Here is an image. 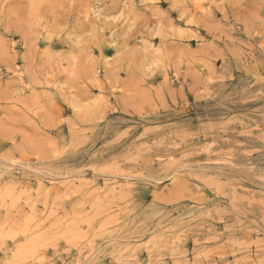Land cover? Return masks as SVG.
<instances>
[{
    "label": "rangeland",
    "instance_id": "1",
    "mask_svg": "<svg viewBox=\"0 0 264 264\" xmlns=\"http://www.w3.org/2000/svg\"><path fill=\"white\" fill-rule=\"evenodd\" d=\"M0 264H264V0H0Z\"/></svg>",
    "mask_w": 264,
    "mask_h": 264
}]
</instances>
